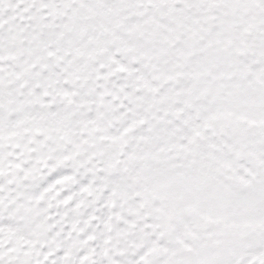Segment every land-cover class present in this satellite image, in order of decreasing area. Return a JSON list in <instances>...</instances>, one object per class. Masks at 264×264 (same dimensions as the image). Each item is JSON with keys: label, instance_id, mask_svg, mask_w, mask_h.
Here are the masks:
<instances>
[{"label": "snow or ice", "instance_id": "obj_1", "mask_svg": "<svg viewBox=\"0 0 264 264\" xmlns=\"http://www.w3.org/2000/svg\"><path fill=\"white\" fill-rule=\"evenodd\" d=\"M0 264H264V0H0Z\"/></svg>", "mask_w": 264, "mask_h": 264}]
</instances>
